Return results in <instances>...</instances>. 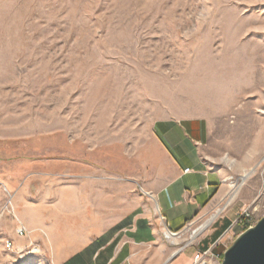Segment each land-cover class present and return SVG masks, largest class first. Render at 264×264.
<instances>
[{
  "label": "rangeland",
  "instance_id": "rangeland-1",
  "mask_svg": "<svg viewBox=\"0 0 264 264\" xmlns=\"http://www.w3.org/2000/svg\"><path fill=\"white\" fill-rule=\"evenodd\" d=\"M171 118L206 123L222 187L174 240L156 210L164 251L148 246V264H192L209 248L222 264L264 217V0H0V264H60L42 234L30 239L43 211L28 230L15 183L35 176L60 194L64 161L101 146L120 162Z\"/></svg>",
  "mask_w": 264,
  "mask_h": 264
},
{
  "label": "crops",
  "instance_id": "crops-1",
  "mask_svg": "<svg viewBox=\"0 0 264 264\" xmlns=\"http://www.w3.org/2000/svg\"><path fill=\"white\" fill-rule=\"evenodd\" d=\"M209 134L202 119H160L149 143L125 152L120 162L101 146L92 158L82 151L77 162L62 161L68 170L60 194L32 186L35 176L25 177L13 190L24 225L34 230L30 218L43 211L39 223L45 228L34 230L30 239L35 232L42 234L60 264H148V246L162 243L156 210L181 232L222 187L221 175L206 162ZM54 211L60 215L59 230L51 228L48 213Z\"/></svg>",
  "mask_w": 264,
  "mask_h": 264
},
{
  "label": "water",
  "instance_id": "water-1",
  "mask_svg": "<svg viewBox=\"0 0 264 264\" xmlns=\"http://www.w3.org/2000/svg\"><path fill=\"white\" fill-rule=\"evenodd\" d=\"M233 243L222 264H264V217Z\"/></svg>",
  "mask_w": 264,
  "mask_h": 264
},
{
  "label": "built area",
  "instance_id": "built-area-1",
  "mask_svg": "<svg viewBox=\"0 0 264 264\" xmlns=\"http://www.w3.org/2000/svg\"><path fill=\"white\" fill-rule=\"evenodd\" d=\"M185 172H190V169H187ZM157 212L159 213L160 221L164 225V227H163L164 228V233H163L164 238L167 237L168 235H173V236L180 235V231H174L171 228L170 224L168 223L167 218L164 215H162L159 212V210H157ZM246 216H249V215H246ZM27 233H28V230L23 225L17 229V234L20 237L25 236ZM6 246L8 247V249H10L11 248V242L8 241ZM178 252H176L175 254H177ZM175 254L173 256H175ZM214 258H215V254H214V251L212 249L200 250L195 255L192 264H214L213 263Z\"/></svg>",
  "mask_w": 264,
  "mask_h": 264
},
{
  "label": "bare ground",
  "instance_id": "bare-ground-1",
  "mask_svg": "<svg viewBox=\"0 0 264 264\" xmlns=\"http://www.w3.org/2000/svg\"><path fill=\"white\" fill-rule=\"evenodd\" d=\"M251 171H252V170H251ZM251 171L243 175V177H242V181H245L246 178L249 177ZM239 187H240V186L233 185V186H232V187L226 192V194L224 195L223 199L227 196V194L230 195L231 199L234 198V196H235L236 193H237L236 191H238ZM229 195H228V196H229ZM223 199H222V200H223ZM219 212H220V211H217V213H219ZM216 216H217V215H216ZM216 216H214L213 218H211L212 220H209L208 222H206L204 225H202V226H201L200 228H198L196 231H193V232H194V236L197 235L199 232L204 231L205 229H207L208 226H209V225L213 222V220L216 218ZM194 236H192V239L194 238ZM177 237H179V235H178V236L168 235V236L165 237V238H166L167 240H172V239L174 240V239L177 238Z\"/></svg>",
  "mask_w": 264,
  "mask_h": 264
},
{
  "label": "trees",
  "instance_id": "trees-1",
  "mask_svg": "<svg viewBox=\"0 0 264 264\" xmlns=\"http://www.w3.org/2000/svg\"><path fill=\"white\" fill-rule=\"evenodd\" d=\"M246 229H248V228H246ZM246 229H245V230H246Z\"/></svg>",
  "mask_w": 264,
  "mask_h": 264
}]
</instances>
